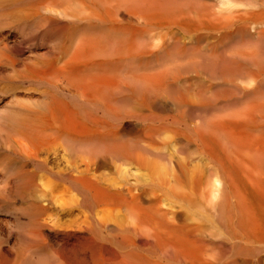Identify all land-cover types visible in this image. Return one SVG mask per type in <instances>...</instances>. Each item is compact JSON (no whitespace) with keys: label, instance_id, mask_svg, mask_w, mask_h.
I'll list each match as a JSON object with an SVG mask.
<instances>
[{"label":"bare ground","instance_id":"6f19581e","mask_svg":"<svg viewBox=\"0 0 264 264\" xmlns=\"http://www.w3.org/2000/svg\"><path fill=\"white\" fill-rule=\"evenodd\" d=\"M0 12L56 41L26 60L0 47V68L23 67L9 87L40 100L0 127L1 179L28 216L0 229V264H264V0Z\"/></svg>","mask_w":264,"mask_h":264},{"label":"rangeland","instance_id":"374dc122","mask_svg":"<svg viewBox=\"0 0 264 264\" xmlns=\"http://www.w3.org/2000/svg\"><path fill=\"white\" fill-rule=\"evenodd\" d=\"M12 15H14V13H12ZM14 18H15L14 16H10L9 21H12ZM1 20H4V17L1 16V12H0V47H4V44H6L7 45V46L5 45L6 48H8L9 50L13 49L14 52H17L16 53L17 56L21 54L20 56H18L20 59L26 60L28 58H33L34 56L31 55V52H35V51L38 54H44L45 51L47 52V50H49L51 47H53L56 44V41L54 40V38L52 36H50V34H47L43 31V27L40 25V23L33 22L30 25L19 27L20 29H22L24 31L23 32L21 30L23 33H20L19 32L20 30H19V28L17 29V26H12V24L7 23V22H9V21H7V19H5L3 22ZM37 24H39L41 27L39 25L36 26ZM21 34H23V36ZM49 38H51V39H49ZM43 39H44V41H43ZM19 40H21V41H19ZM18 41H19V43H18ZM20 42H24V43L21 44ZM17 43L19 45H17ZM45 45H47V46H45ZM20 47L22 48L21 50H20ZM28 50L31 52H29ZM18 52H20V53H18ZM29 54H30V56H29ZM21 66H22L21 63L20 64L17 63V66L15 67L16 70L12 69L8 66H3L0 68V73H1L0 79L2 81V82L0 81V127H2V128H5L6 125L8 126L10 124L9 122H10V119L12 118L11 113H15L13 111H17V109L19 108L18 106H20V110H18V111L21 112V109H23V111L25 110L24 106L27 107V105L31 104L30 101L32 102V105L35 104V106L33 105L34 107H36L40 101L38 98V96H39L38 92L39 91L37 90L38 87L36 84L34 85L32 83L28 84L29 82H24L23 85H22V83H20L21 85L17 84L18 86L16 85L14 87H9L10 86V83H9L10 80L14 79L18 74L17 72L23 68ZM2 70H5L6 72L3 73ZM33 102H35V103H33ZM167 105H169V104H167ZM165 107L166 108L169 107V110L171 109L170 105L165 106ZM15 108H17V109H15ZM164 110L165 109H163L160 112L158 110L156 112L169 113V114L172 113L169 110H168L169 112L168 111L165 112ZM168 146L169 145L167 144L166 148H168ZM1 149H2V146L0 143V150ZM169 149L171 151L170 146L166 150L169 152ZM171 152H169V153H171ZM1 157L3 158L4 156L1 155L0 159H1ZM0 167H1L0 168L1 169L0 170V229L2 230V234L6 235L9 232H12V233L14 232V227H15L14 222H28V216H27L26 212H24V210H23V208H25L27 205L24 203L19 204V201H16V199L14 198L13 193L12 192L8 193V190H9L8 186L5 188L6 182H4L3 179H1V175L5 172L4 171L5 168L2 167L1 163H0ZM253 199H254V197H252L253 205L257 204V202L256 203L254 202L255 199L254 200ZM259 210L256 209V212H258ZM260 211H262V212H258L257 217L259 218L258 221H260V220L261 221L255 222V223L258 227L261 226V228L264 229V210H260ZM49 215L53 218L48 216V217H50V220L48 218V220H46V222H63V221L70 222V221H67V220H69L68 218H70V217H66V216L64 217L61 214H59L58 212H56L54 209H51V211L49 212ZM77 219H78V217H77ZM77 219H74V220L79 222L80 219H78L79 221ZM70 220L72 221L73 219L71 218ZM262 245H264V243ZM261 257L264 258L263 252L261 253Z\"/></svg>","mask_w":264,"mask_h":264}]
</instances>
